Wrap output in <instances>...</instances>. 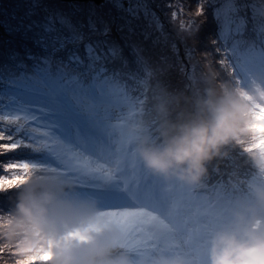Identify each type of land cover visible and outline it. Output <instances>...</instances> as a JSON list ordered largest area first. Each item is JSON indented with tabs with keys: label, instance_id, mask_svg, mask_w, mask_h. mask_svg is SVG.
Segmentation results:
<instances>
[{
	"label": "rangeland",
	"instance_id": "obj_1",
	"mask_svg": "<svg viewBox=\"0 0 264 264\" xmlns=\"http://www.w3.org/2000/svg\"><path fill=\"white\" fill-rule=\"evenodd\" d=\"M5 1L8 0H0V7ZM36 1L33 0V3ZM230 1L232 0L104 2L110 12L113 9L119 10L115 11L116 15L120 14L121 6L124 5L128 6L129 11L139 13L148 26L149 36H153L158 42H160L158 35L162 33L165 25L161 18L162 15H168L167 12H171L170 15L175 17L176 23L185 31L186 36L177 27L171 24L169 26L186 39L189 37L192 39L194 30L197 31L198 38L203 31L208 33L213 31L214 35L203 40L204 44L196 46V50L189 45L185 49L184 57L179 49L173 47V54L178 55L180 61H183L178 77L179 84L176 86L182 91L180 98L171 99L168 94H161L174 89L168 87L164 73L158 66L160 56L152 57V53L157 52L156 48L149 51L150 57L144 62L148 72L143 76V86L134 87L133 93L143 103L144 111L153 119L162 111L170 131L176 129L181 122L175 121L181 119L182 113L188 111L186 105L184 110L180 109V106L185 104L184 99L187 96L192 104L191 113L207 127L208 131L205 132L209 134L211 132L227 150L233 151L235 148L233 156L236 162L248 161L247 168L252 175L262 173L260 183L252 185L264 192L262 171L264 168L259 169L258 162V156L264 153V144H261L264 140V36L261 35L259 40L262 42V46L259 47L261 51L258 49L259 51L250 52L252 56L247 55L248 58L243 59L246 64L242 66L234 63L237 78L232 74L229 76L239 92L250 99L249 105L256 121L244 114L234 101L233 95H230L233 106L239 112H233L232 103L227 99L228 93L223 96L214 95L219 94V90L226 89L224 83L215 84L213 92L208 85L212 82H206L205 79L207 67L203 59H209L212 67H219V59L214 60L212 57L213 53L218 51L216 39L219 43L220 29L224 27L223 24H218L221 27L218 28L219 21L213 20L211 23L209 19L212 11L216 10L220 12L219 17L231 14L226 8L227 6L232 8ZM237 1L251 3L257 0H233ZM260 3L264 6V0ZM90 13H94V16L90 17L92 20L86 17L87 20L79 22L75 27L72 26L73 35L83 33L89 27L104 29V24L99 23L102 14L97 15L92 11ZM10 14L8 17H11ZM5 15L3 12L0 19ZM122 16L125 19L123 27H128L134 34L137 33L134 30V26L138 25L135 23L137 19L132 15ZM204 19H207L206 23ZM90 21L92 22L89 23ZM109 23L112 24V32L108 36L117 32L120 34L114 22ZM117 23L120 27L118 20ZM136 28L141 30L137 26ZM262 30L261 33H264V29ZM216 32L219 37L216 36ZM100 36L90 35L92 38ZM142 37L147 40V36ZM130 40L135 43L134 46L146 52L142 41L136 40V36ZM127 76L125 75L122 82L126 81ZM76 79L77 76L72 79H61L54 86L47 85L44 88L32 85L30 89L18 87L11 107L14 112L32 118V123L39 130L53 135L52 140L58 145L57 153H54L56 160L53 162L52 156L44 159L49 163H57V167L72 178L70 187L75 191L72 201L64 203L57 208L58 212L54 213L55 215L47 217L48 226L54 231L59 230L53 233L64 237L63 246L65 249L69 248L65 252L67 254L65 262L84 256L91 262L95 260L88 257L91 251H95L96 257L112 259L113 255L120 256L124 253L120 248L128 246L124 257H130L128 260L131 262L122 259L124 264H264L260 254L264 250V201L260 203L263 199L259 193L245 183L246 193L257 199L250 200L244 194L242 203L232 212L230 207L234 202L229 199L228 194L223 197L225 201L222 205H219L216 198H208L212 190L186 192L182 178L179 179L177 174L167 175L173 170H165L166 166L159 165L157 160L147 158L145 154H134L137 144L132 129H135V126L126 116L128 109L123 106L126 102H122L121 96L111 91L112 84H98L93 81V84H90L91 88L87 90L85 87L74 88ZM148 81L151 84H148ZM204 83L213 97L211 102L209 100V105L200 99V87ZM87 91L90 93L89 100L84 97ZM226 91L229 92L227 89ZM85 101L89 102V106H86ZM219 121L223 124H219ZM195 128L197 133L203 135L202 124L200 128ZM226 133L229 136L225 135ZM206 144L211 143L206 141ZM211 145L214 146L213 143ZM9 151L12 150L9 148ZM0 158H3L0 161V168L5 169L7 154L0 152ZM230 164L233 165L231 162ZM25 166L30 171L38 173L42 171L41 165L36 166L29 160ZM215 191L216 189L213 190V194L219 191L221 195L225 194L221 189L216 193ZM204 200L208 204H204ZM254 201H258L260 206L254 205ZM81 242L82 244H79ZM84 250V254L79 255V252ZM18 262L19 260L15 259L11 264H19ZM106 262L111 263L110 260Z\"/></svg>",
	"mask_w": 264,
	"mask_h": 264
},
{
	"label": "trees",
	"instance_id": "obj_2",
	"mask_svg": "<svg viewBox=\"0 0 264 264\" xmlns=\"http://www.w3.org/2000/svg\"><path fill=\"white\" fill-rule=\"evenodd\" d=\"M260 1L239 3L232 0V8L226 7L231 14L221 17L218 10L212 11L209 22L218 20V28H221L218 24L224 25L220 29V37L218 31L216 32L219 37V43L216 39L218 51L214 52L212 57L214 60L219 59V67H212L209 59H203L207 67L205 79L206 82H212L208 84L212 91L214 92V85L219 82L224 83L229 90L228 92L224 88L214 95L223 96L228 93L227 99L230 103V95H233L237 106L248 118L255 121L256 117L249 105L250 99L239 92L229 76L232 74L236 77L234 63L246 64L243 59H247V55L251 57L252 53L262 46L257 42L264 29V6ZM106 7L105 2L95 4L59 0H37L35 3L33 0H8L1 4L0 15L2 16L3 12L6 15L0 19V152L7 154V160L5 169L0 168V264H11L15 259L19 260V264H107L109 259L96 257L95 251H91L88 257L95 258L91 262L87 261L86 256L65 262V252L69 248L65 249L63 246L64 237L53 233L59 230L54 231L48 226L47 217L57 213V208L72 200L74 191L69 189L72 178L65 175V172L57 167V163H49L44 159L52 156V161L56 160L54 153H57L58 145L52 140L53 135L39 130L32 123V118L14 112L11 108L18 87L30 89L32 85L44 88L47 85L54 86L61 79H72L76 76L74 88L78 86L89 90L93 81L98 84H112L111 91L121 96L122 102H126L123 103L128 109L126 116L135 126L133 130L137 153L145 148L148 150L145 151L155 158L159 156V165L166 166L168 171L173 170L178 178L183 177L186 191L212 190L208 198H216L221 205L225 200L220 191L216 193L219 189L228 194L229 199L232 195L237 203H242L244 194L256 200L257 197L246 193L247 183L264 201V192L252 185L260 183L262 173L252 175L247 168L248 161L236 162L233 156L235 148L233 151L227 150L211 132H205L208 131L207 127L191 113L192 104L187 96L180 109L184 110L186 105L188 111L182 113L181 119L175 121L181 123L174 131H170L162 111L153 119L144 111L143 103L133 93L134 87L143 86V76L148 72L144 62L150 57L149 51L156 48L157 52H153L152 57L160 56L158 66L164 73L168 87L174 89L161 94H168L171 99L180 98L182 91L176 86L179 84L178 77L183 61L173 54V47L179 49L184 57L185 49L189 45L196 50V46L204 44L203 40L214 35L213 31H203L198 38V33L194 30L192 39H186L169 26L171 24L177 27L186 36L185 31L176 23L175 17L170 15L171 12H167L168 15H162L161 18L165 25L162 33L158 35V42L153 36H149L148 26L139 13L129 11L128 6L124 5L121 6L120 14L116 15L115 11H119L118 9L114 11L112 7L113 11L110 12ZM12 11H15L14 14H10ZM90 11L96 12L97 15L102 14L103 20L101 18L99 23L104 24V29L89 27L85 32L73 35L72 26L75 27L79 22L94 16ZM9 14L11 17H8ZM122 14L132 15L137 19L135 23L138 25L134 26L137 33L134 34L128 27H123L125 19ZM116 19L120 22V27ZM110 21L119 28L120 34L117 32L108 36L112 32ZM206 21L207 19H204V23ZM90 35L101 36L92 38ZM262 35L264 36V33ZM135 36L136 40L142 41L146 52L134 46L135 43L130 38L134 39ZM142 36H147V40ZM133 46L134 48H131ZM246 49L249 52L245 51ZM125 75H128L127 79L122 82ZM148 84L151 82L148 81ZM200 91L201 101L209 105V100L211 102L213 97L207 84L204 83ZM89 95L88 91L85 92V99L89 100ZM84 103L89 104L88 101ZM231 106L233 112H239L233 103ZM201 124L204 127L201 129L203 135L194 130L195 127L200 128ZM219 124H223L222 121H219ZM225 135L229 136L228 133ZM206 141L214 146L206 144ZM261 144H264V140ZM9 148L12 151H9ZM256 149L258 150L257 146ZM2 159L0 158V161ZM28 160L36 166L41 165V173L28 170L25 166ZM258 162L260 168L259 165L257 168H264V153L258 156ZM215 189L216 194H213ZM84 252L85 250L79 252V255ZM114 258L112 264H116Z\"/></svg>",
	"mask_w": 264,
	"mask_h": 264
},
{
	"label": "water",
	"instance_id": "obj_3",
	"mask_svg": "<svg viewBox=\"0 0 264 264\" xmlns=\"http://www.w3.org/2000/svg\"><path fill=\"white\" fill-rule=\"evenodd\" d=\"M59 1H62V2H84V3L93 2V3H96V4H101L105 0H59ZM261 256L264 259V252L261 253Z\"/></svg>",
	"mask_w": 264,
	"mask_h": 264
},
{
	"label": "bare ground",
	"instance_id": "obj_4",
	"mask_svg": "<svg viewBox=\"0 0 264 264\" xmlns=\"http://www.w3.org/2000/svg\"><path fill=\"white\" fill-rule=\"evenodd\" d=\"M81 3H84V2H81Z\"/></svg>",
	"mask_w": 264,
	"mask_h": 264
}]
</instances>
